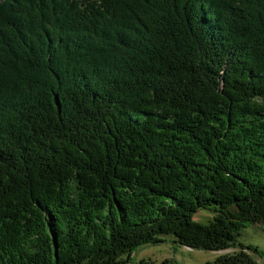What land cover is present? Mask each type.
Wrapping results in <instances>:
<instances>
[{
    "label": "trees",
    "instance_id": "trees-1",
    "mask_svg": "<svg viewBox=\"0 0 264 264\" xmlns=\"http://www.w3.org/2000/svg\"><path fill=\"white\" fill-rule=\"evenodd\" d=\"M249 225L264 0L0 2V264H133L167 235L260 264Z\"/></svg>",
    "mask_w": 264,
    "mask_h": 264
},
{
    "label": "rangeland",
    "instance_id": "rangeland-1",
    "mask_svg": "<svg viewBox=\"0 0 264 264\" xmlns=\"http://www.w3.org/2000/svg\"><path fill=\"white\" fill-rule=\"evenodd\" d=\"M161 239L163 241L159 244L141 247L133 255V264H139L142 260L152 261L155 264H161L165 260L173 261L174 264H206L220 255L235 252L234 249L224 252L192 250L176 244L172 235L162 236ZM238 243L244 246H254L264 251V231L256 225H249L241 231ZM259 263L264 264V260L259 259Z\"/></svg>",
    "mask_w": 264,
    "mask_h": 264
},
{
    "label": "water",
    "instance_id": "water-1",
    "mask_svg": "<svg viewBox=\"0 0 264 264\" xmlns=\"http://www.w3.org/2000/svg\"><path fill=\"white\" fill-rule=\"evenodd\" d=\"M212 215L209 214L208 212H205V211H199L195 214L194 216V222H197V223H205V220L208 218V217H211Z\"/></svg>",
    "mask_w": 264,
    "mask_h": 264
}]
</instances>
